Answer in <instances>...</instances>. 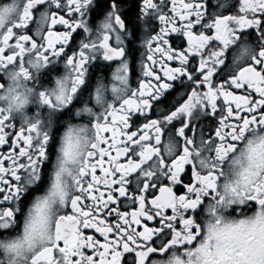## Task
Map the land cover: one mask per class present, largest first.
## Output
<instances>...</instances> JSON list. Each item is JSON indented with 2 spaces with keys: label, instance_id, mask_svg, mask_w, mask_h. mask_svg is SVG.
Here are the masks:
<instances>
[{
  "label": "snow or ice",
  "instance_id": "snow-or-ice-1",
  "mask_svg": "<svg viewBox=\"0 0 264 264\" xmlns=\"http://www.w3.org/2000/svg\"><path fill=\"white\" fill-rule=\"evenodd\" d=\"M0 264H264V0H0Z\"/></svg>",
  "mask_w": 264,
  "mask_h": 264
}]
</instances>
